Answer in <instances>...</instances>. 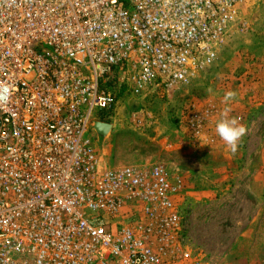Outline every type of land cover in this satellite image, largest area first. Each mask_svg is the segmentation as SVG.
Returning a JSON list of instances; mask_svg holds the SVG:
<instances>
[{"label": "built area", "instance_id": "1", "mask_svg": "<svg viewBox=\"0 0 264 264\" xmlns=\"http://www.w3.org/2000/svg\"><path fill=\"white\" fill-rule=\"evenodd\" d=\"M253 1L0 0V264H205L181 178L102 166L92 125L191 84Z\"/></svg>", "mask_w": 264, "mask_h": 264}, {"label": "rangeland", "instance_id": "2", "mask_svg": "<svg viewBox=\"0 0 264 264\" xmlns=\"http://www.w3.org/2000/svg\"><path fill=\"white\" fill-rule=\"evenodd\" d=\"M244 13L246 28L232 32L213 66L170 99L120 98L110 134L95 145L102 166H161L181 178L188 245L205 264H264V0ZM227 92L236 95L225 102ZM210 105L213 123L190 135L189 110ZM225 109L247 129L235 153L215 133Z\"/></svg>", "mask_w": 264, "mask_h": 264}, {"label": "clouds", "instance_id": "3", "mask_svg": "<svg viewBox=\"0 0 264 264\" xmlns=\"http://www.w3.org/2000/svg\"><path fill=\"white\" fill-rule=\"evenodd\" d=\"M234 92H227L224 100L227 102L235 97ZM228 109H225L221 118L215 125L216 136L227 146L231 152L238 150L239 143L246 135L247 129L244 125L238 124L236 119L227 118Z\"/></svg>", "mask_w": 264, "mask_h": 264}, {"label": "water", "instance_id": "4", "mask_svg": "<svg viewBox=\"0 0 264 264\" xmlns=\"http://www.w3.org/2000/svg\"><path fill=\"white\" fill-rule=\"evenodd\" d=\"M112 126L109 123L94 122L92 129L95 132L98 143L101 145L105 138L110 134Z\"/></svg>", "mask_w": 264, "mask_h": 264}, {"label": "crops", "instance_id": "5", "mask_svg": "<svg viewBox=\"0 0 264 264\" xmlns=\"http://www.w3.org/2000/svg\"><path fill=\"white\" fill-rule=\"evenodd\" d=\"M253 194H255L256 195V197H258V191H253Z\"/></svg>", "mask_w": 264, "mask_h": 264}]
</instances>
